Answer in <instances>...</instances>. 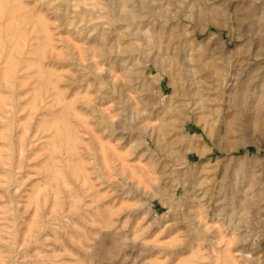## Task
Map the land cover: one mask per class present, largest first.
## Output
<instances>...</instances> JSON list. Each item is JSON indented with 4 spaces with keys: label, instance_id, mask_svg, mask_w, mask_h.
Returning a JSON list of instances; mask_svg holds the SVG:
<instances>
[{
    "label": "rangeland",
    "instance_id": "rangeland-1",
    "mask_svg": "<svg viewBox=\"0 0 264 264\" xmlns=\"http://www.w3.org/2000/svg\"><path fill=\"white\" fill-rule=\"evenodd\" d=\"M0 264H264V0H0Z\"/></svg>",
    "mask_w": 264,
    "mask_h": 264
},
{
    "label": "bare ground",
    "instance_id": "bare-ground-1",
    "mask_svg": "<svg viewBox=\"0 0 264 264\" xmlns=\"http://www.w3.org/2000/svg\"><path fill=\"white\" fill-rule=\"evenodd\" d=\"M186 18H190L189 15H186ZM124 19V18H122ZM176 19L181 21L183 23V21L181 20V15H177ZM121 20V19H120ZM176 21V20H175ZM129 22V21H128ZM135 22V21H134ZM177 22V21H176ZM130 23V22H129ZM184 24V23H183ZM171 28V27H170ZM170 37L174 38V35L170 33ZM192 88V87H191ZM188 90V89H187ZM188 97L189 99L195 103V105H199L198 107H202V105L209 100V97L207 95V93L205 92L204 89L200 90V89H192L190 90V92H188Z\"/></svg>",
    "mask_w": 264,
    "mask_h": 264
}]
</instances>
